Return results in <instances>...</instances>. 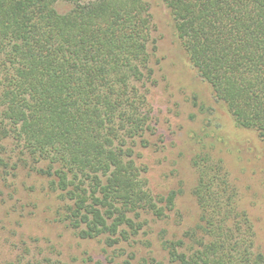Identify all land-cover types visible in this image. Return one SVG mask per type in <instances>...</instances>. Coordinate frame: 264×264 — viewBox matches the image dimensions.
<instances>
[{"label":"trees","instance_id":"1","mask_svg":"<svg viewBox=\"0 0 264 264\" xmlns=\"http://www.w3.org/2000/svg\"><path fill=\"white\" fill-rule=\"evenodd\" d=\"M162 1L215 104L264 143V0ZM151 32L143 0H0V179L30 166L75 236L113 251L131 247L144 221L182 224L181 192L153 196L135 157L153 130ZM190 165L198 218L158 233L167 264H264L221 160L197 147Z\"/></svg>","mask_w":264,"mask_h":264},{"label":"rangeland","instance_id":"2","mask_svg":"<svg viewBox=\"0 0 264 264\" xmlns=\"http://www.w3.org/2000/svg\"><path fill=\"white\" fill-rule=\"evenodd\" d=\"M143 1L152 23L155 84L148 95L153 130L146 136L147 146L136 149V163L153 196L181 192L176 202L181 226L173 216L168 222L144 221L134 244L115 251L107 249L102 238L82 240L61 221L63 203L51 191L49 180L31 172L30 166L19 165L8 178L0 179V264H150L151 260L167 264L158 233L166 229L169 235L179 234L198 218L191 196L196 176L190 165L197 147L221 160L237 190L239 207L253 225L255 249L264 253V143L239 134L215 104L210 87L197 77L182 50L163 1ZM57 9L65 13L69 6L60 3ZM2 143L5 154L12 155L10 142ZM33 257L36 260H30Z\"/></svg>","mask_w":264,"mask_h":264}]
</instances>
